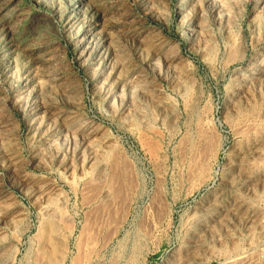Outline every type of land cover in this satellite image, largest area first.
<instances>
[{"label":"rangeland","instance_id":"1","mask_svg":"<svg viewBox=\"0 0 264 264\" xmlns=\"http://www.w3.org/2000/svg\"><path fill=\"white\" fill-rule=\"evenodd\" d=\"M0 264H264V0H0Z\"/></svg>","mask_w":264,"mask_h":264},{"label":"bare ground","instance_id":"2","mask_svg":"<svg viewBox=\"0 0 264 264\" xmlns=\"http://www.w3.org/2000/svg\"><path fill=\"white\" fill-rule=\"evenodd\" d=\"M51 224V223H50ZM47 225V224H46ZM48 226V225H47ZM50 226V225H49ZM53 226V225H52ZM56 226V225H55ZM55 226H53V227H55ZM52 229V228H51ZM49 230V229H48ZM47 230V231H48ZM48 232H50V231H48ZM51 232L53 233V230H51ZM52 235V234H51ZM238 258V257H237ZM240 258V257H239ZM241 259V258H240ZM236 261V260H235Z\"/></svg>","mask_w":264,"mask_h":264}]
</instances>
